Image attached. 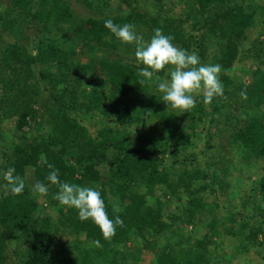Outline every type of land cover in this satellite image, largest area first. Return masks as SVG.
<instances>
[{
    "label": "trees",
    "instance_id": "obj_1",
    "mask_svg": "<svg viewBox=\"0 0 264 264\" xmlns=\"http://www.w3.org/2000/svg\"><path fill=\"white\" fill-rule=\"evenodd\" d=\"M1 1L0 264H243L245 255L264 264V0H173L171 10L169 0H116L115 10L111 0H79L89 16L71 0ZM28 14L39 16L30 33ZM107 19L136 25L145 41L160 28L219 64L224 95L168 107L157 85L171 66L145 78L136 45L118 40ZM84 49L93 57L71 58ZM248 63L253 74H237ZM45 160L61 181L102 192L123 221L111 239L54 199ZM251 167L250 191H232L229 172ZM10 168L25 180L19 195L2 178ZM37 182L46 196L33 195Z\"/></svg>",
    "mask_w": 264,
    "mask_h": 264
},
{
    "label": "clouds",
    "instance_id": "obj_2",
    "mask_svg": "<svg viewBox=\"0 0 264 264\" xmlns=\"http://www.w3.org/2000/svg\"><path fill=\"white\" fill-rule=\"evenodd\" d=\"M104 26L122 43L136 45L135 57L146 66L142 72L145 78L150 79L154 73L171 66V71L167 73L169 79L157 85L162 101L168 107L188 111L196 106L195 97L199 92H202L205 104H210L214 98L224 95V86L219 75L221 66L202 63L197 53L176 46L175 37L165 34L162 29H154L150 40L145 41L132 23L120 25L107 19ZM139 83L142 85L143 82ZM44 163L50 169L46 180L58 185L54 199L60 205L78 210L81 221L91 220L100 228L105 239H111L117 228L123 226V221L118 215H109L102 192L94 186L61 181L59 169L46 160ZM14 172L15 169L10 168L3 172L2 178L10 186L12 194L19 195L24 192L26 184ZM31 191L34 196L43 197L47 195L48 187L43 182H37ZM118 211V208H113L114 213Z\"/></svg>",
    "mask_w": 264,
    "mask_h": 264
},
{
    "label": "rangeland",
    "instance_id": "obj_3",
    "mask_svg": "<svg viewBox=\"0 0 264 264\" xmlns=\"http://www.w3.org/2000/svg\"><path fill=\"white\" fill-rule=\"evenodd\" d=\"M71 1H72V6H73L74 10L77 12V14L79 16H89V15H92L93 14V10L92 9H89L87 7V5L84 4L82 1L81 2L79 0H71ZM111 2L115 6L114 7L112 5L114 7V10H115V8L117 7V1L116 0H111ZM173 2H174L173 0H169L168 3L165 5V8L168 9V10H171L173 8ZM151 3L153 5H155V6H158L160 4V0H152ZM6 5H7V1H4V2L1 1L0 11H3L4 8L6 7ZM122 10L123 9H121V11ZM24 19H25V25H24V27L27 29V33L28 32L30 33L32 31H34L35 30V25L38 23L39 16L38 15L35 16V15H32V14H30V15L28 14V15H26L24 17ZM27 20H28V22H27ZM18 36H19V34H18ZM18 38H20V37H18ZM91 57H93L92 52H89V50L84 49L81 52H79L78 54L72 56L71 58H77L78 60L85 62L87 59H89ZM246 66H247V69H243V67L240 66L237 69V74H247V76H251L253 74V72H254V69H256V68H255V66H254L253 63H248ZM93 81L94 80L89 79L87 81V84L88 85H92L93 84ZM215 119L219 120V122H220V120L222 121V119L218 115H215ZM95 120L98 121V118H96ZM187 122L188 121H184L185 124ZM10 125H11V127L13 126V124H10ZM107 126H110V125L107 124ZM111 126L115 127L117 125L111 123ZM140 129L143 130V126H141ZM21 134L22 133L20 131H17L16 129H13L12 128V129L9 130V135L16 136L18 139L20 138ZM9 135H8V138L10 137ZM225 138H226V136H223V142L225 144H227ZM218 142H219V140L217 139L216 140V144H218ZM202 145H203V143L201 141H199L198 142V146H197L198 148H196V149H199L200 147H202ZM222 151H223V148L219 152H222ZM207 155H208V153L200 160L202 163H204L203 160L206 158ZM223 156L225 157L224 159H223ZM236 157H237V155L230 154L229 152L224 151V153L222 155V161H224L225 164L228 165V166H233V162H235L236 163V166H237L236 159H238L240 157H237V158ZM205 161H206V159H205ZM253 167L247 168V171H246V168L245 169H242L240 171L242 173H239V175H237L238 171L236 170L237 173L236 174L233 173V174H235L234 176H236V177H233L232 174H231V172H233L235 170V167H233V168H231V172H229V177L227 178V181H225V178H224V181L231 183V190L232 191H233V189H235V190H240V192H242V193H247V192L250 191L251 184H252V182H253L254 179H253V177L252 178L243 177V175L244 174L249 175L250 172H251V170L254 169ZM261 172L264 174L263 171H261ZM258 173L260 174L259 171H258ZM227 203L228 204H231V206H235V201L232 198L227 199ZM44 206H46V204ZM217 241H219V240H217ZM228 241H229V243L231 242L230 239H228ZM219 253H220L221 256H224V257H228L230 255L228 253V249H227V246L226 245H222L220 247ZM249 258H250V255L243 256L242 259H241L243 261V264H252V263L249 262Z\"/></svg>",
    "mask_w": 264,
    "mask_h": 264
}]
</instances>
